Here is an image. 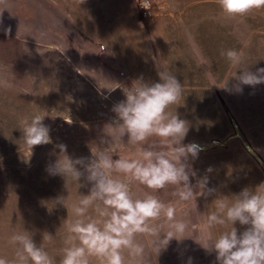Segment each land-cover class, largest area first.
<instances>
[{
  "label": "rangeland",
  "instance_id": "374dc122",
  "mask_svg": "<svg viewBox=\"0 0 264 264\" xmlns=\"http://www.w3.org/2000/svg\"><path fill=\"white\" fill-rule=\"evenodd\" d=\"M150 1L0 0V80L11 84L0 85V258L15 260L17 246L9 239L27 231L60 264L71 205L92 185L86 173L79 182L48 174L46 167L60 155L57 145H66L73 159H91V151L108 146L101 139H111L107 125L117 119L113 106L125 99L122 87L141 77L159 82L158 71L167 67L183 85L179 103L167 109L188 124L182 144L206 146L198 158L189 157L197 173L190 181L196 185L208 176V187L216 192L188 204L172 196L174 186L152 193L174 205L176 218L188 229L182 241L171 240L159 254L152 243L156 237L138 235L137 240L145 246L146 264H188L189 259L191 264H217L215 252L196 242L227 230L202 231L215 210L213 201L264 182L263 168L238 137L212 145L234 135L236 122L264 159V84L244 86L242 94L217 87L236 74L221 50L243 49L240 68L255 72L264 67V10L229 19L214 0ZM245 41H250L247 48ZM233 83L230 79L229 87ZM35 115L45 116L52 143L31 150L22 131ZM146 143L165 147L156 137ZM115 144L113 159L135 158L137 149L146 146L128 144L127 135ZM78 183L86 186L78 188ZM132 191L143 196L151 190L134 183ZM58 197H64L69 211L55 204ZM89 214L96 216L92 209ZM234 227L239 235L249 226L236 222ZM90 264L97 261L92 258Z\"/></svg>",
  "mask_w": 264,
  "mask_h": 264
},
{
  "label": "clouds",
  "instance_id": "9594fccd",
  "mask_svg": "<svg viewBox=\"0 0 264 264\" xmlns=\"http://www.w3.org/2000/svg\"><path fill=\"white\" fill-rule=\"evenodd\" d=\"M214 2L221 14L229 19L264 10V0ZM249 44L250 41H245L244 47ZM104 51L105 48L101 52ZM221 56L227 59L230 68L236 69V74L226 76L224 85L217 87L242 94L244 86L255 88L264 84V67L255 72L239 67L245 59L243 49H222ZM238 69L242 70L239 75ZM158 76L159 82L147 83L141 77L130 87H122L125 99L112 108L117 119L107 125L109 132L104 131L111 139H101V144L108 146L91 151V159H73L67 154L66 145H57L60 155L55 163L46 167L48 174L71 176L79 182L86 173V180L92 185L88 195H80V199L71 205L72 219L66 225L60 264H90L92 258L97 264H146L145 246L138 242V235L156 237L152 243L159 254L171 240L182 241L188 229L183 219L176 218V207L165 204L152 193L174 186L172 196L188 204L197 196L206 197L216 192L215 188L208 187V176L199 178L196 185H192L190 177H196L197 173L189 164V157L198 158L199 148L195 144H182L188 124L177 113L167 111L179 103L183 85L167 67L158 71ZM230 79L235 81L231 87ZM0 85L11 87L7 80H0ZM44 117L35 115L30 122H24L23 138L31 150L34 146L52 143L50 128L42 122ZM125 135L128 144L146 146L137 149L135 158L113 159L118 150L115 142ZM152 137L158 138L165 147L158 150L156 144L147 145ZM212 170L209 167L207 172ZM134 183L151 191L136 196L132 191ZM85 186L78 183V188ZM54 202L69 211L64 197H58ZM213 203L215 210L208 214L202 231L216 227L227 230L215 237L202 235L196 242L205 251L215 252L217 264H264V182L254 189L246 187L231 197L218 196ZM90 209L95 212V217L89 214ZM236 222L249 227L238 235L234 227ZM165 225L167 230L163 231ZM51 238L49 234L48 239ZM9 242L17 246L15 260L9 262L0 258V264H55L54 258L38 246L27 231L11 235Z\"/></svg>",
  "mask_w": 264,
  "mask_h": 264
},
{
  "label": "trees",
  "instance_id": "16d2710c",
  "mask_svg": "<svg viewBox=\"0 0 264 264\" xmlns=\"http://www.w3.org/2000/svg\"><path fill=\"white\" fill-rule=\"evenodd\" d=\"M235 124H236V122H235ZM236 127H237V128H235V134L229 136L228 139H226V140L228 141L229 139H231V138H233V137H238V139L241 140V142H242L244 148H246L247 150H248L247 146H249L250 148H252V145L250 144V142L248 141V139H246V137L241 133L240 128L237 126V124H236ZM218 144H219V143H215L213 146L218 145ZM258 163H259V165H260V166L263 168V170H264V159L261 158V159L258 161Z\"/></svg>",
  "mask_w": 264,
  "mask_h": 264
},
{
  "label": "water",
  "instance_id": "95a60500",
  "mask_svg": "<svg viewBox=\"0 0 264 264\" xmlns=\"http://www.w3.org/2000/svg\"><path fill=\"white\" fill-rule=\"evenodd\" d=\"M232 122H234L233 118H232ZM234 127L237 128L235 122H234ZM226 142H227V140H224L222 142L219 140H213L212 145H214L215 143L223 144ZM193 144L197 145L199 149H205L206 148L205 145L198 144L197 142H195ZM247 148H248V151L250 152V154H252L257 161H259L261 159V156L253 148H250L249 146H247Z\"/></svg>",
  "mask_w": 264,
  "mask_h": 264
},
{
  "label": "built area",
  "instance_id": "2783aa9c",
  "mask_svg": "<svg viewBox=\"0 0 264 264\" xmlns=\"http://www.w3.org/2000/svg\"><path fill=\"white\" fill-rule=\"evenodd\" d=\"M145 2H146V3H149V4L151 3V1H150V0H145ZM145 11H146L147 13H149V12H150L148 8H147Z\"/></svg>",
  "mask_w": 264,
  "mask_h": 264
}]
</instances>
